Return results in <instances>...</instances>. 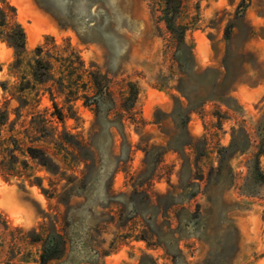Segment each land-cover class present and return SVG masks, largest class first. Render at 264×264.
<instances>
[{
  "label": "rangeland",
  "instance_id": "obj_1",
  "mask_svg": "<svg viewBox=\"0 0 264 264\" xmlns=\"http://www.w3.org/2000/svg\"><path fill=\"white\" fill-rule=\"evenodd\" d=\"M168 1L0 0V264H264V0Z\"/></svg>",
  "mask_w": 264,
  "mask_h": 264
},
{
  "label": "trees",
  "instance_id": "obj_2",
  "mask_svg": "<svg viewBox=\"0 0 264 264\" xmlns=\"http://www.w3.org/2000/svg\"><path fill=\"white\" fill-rule=\"evenodd\" d=\"M248 3L249 0L242 1V3L239 6V13L242 12L244 9H246ZM172 5H173L172 0H169L168 6L166 8V14H167L166 20L170 29H173L174 27L173 18L170 15L173 9ZM5 15L6 14L4 10L0 9L1 26L7 25L5 20L6 18ZM7 39L10 46H12L15 49L17 62H18L22 52L25 50L26 47V32L24 28L20 24L11 25L9 32L7 33ZM37 51H41V47H37ZM33 75L34 78L39 82L46 81L50 75L48 64H45L42 60L38 59L36 61V66L34 67L33 70ZM58 114L59 117H62L61 112H58ZM28 153L31 157L37 158L43 153V151L38 148L28 147ZM260 163H261L260 164L261 168H259L257 179L260 181H264V154L260 155ZM63 244H64L63 236L57 232H51L43 244V253L41 255L42 263L47 264L50 260L59 258L64 250Z\"/></svg>",
  "mask_w": 264,
  "mask_h": 264
}]
</instances>
